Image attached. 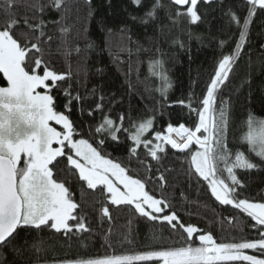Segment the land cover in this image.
Segmentation results:
<instances>
[{"label": "snow or ice", "instance_id": "6c2138e0", "mask_svg": "<svg viewBox=\"0 0 264 264\" xmlns=\"http://www.w3.org/2000/svg\"><path fill=\"white\" fill-rule=\"evenodd\" d=\"M84 2L90 17L91 0ZM217 2L227 26H234L237 34L235 38L230 35L219 41L221 56L199 97L194 91L199 85L192 81L186 95L171 100L168 89L172 83L162 75L165 85L157 89L161 93L159 107L146 112L148 118L137 125L131 106L128 112L114 114L115 106L123 103L122 99L117 100L116 92L106 90L104 83L89 87L86 53L96 47L94 42H87L85 56L77 62L76 70L56 66L53 59L56 41L48 29L68 34L73 12L77 20L80 18L81 8L76 0H0V73L6 79V86H0V264H40L39 256L35 260L26 256V253L41 251L38 245L29 246L27 240L23 245L16 243L21 232L47 230L62 234L68 240L75 238L87 249L85 235H94L95 220L102 229L108 225L103 254H66L44 264H149L153 261L264 264V192L254 197L247 195L248 184L237 171H264V121L254 134L249 113V131L243 137L249 145L248 152L258 159L244 151H233L228 140L232 101L222 94L230 73L238 67L237 61L249 55L246 49L251 47V26L258 14L264 16V0H243V4H230L227 8L223 6L224 0H130L143 15L129 13L128 20L155 25L153 35L144 42L133 40L128 23L119 31L137 54L146 53L149 60L160 56L162 59L156 63L163 68L167 58L175 53L166 52L160 39L169 49L186 51L191 58L190 44L184 36L190 41L194 34L190 30L185 32V24L204 22L206 12L201 6ZM50 13H58L59 19H47ZM101 30L112 33L102 22ZM72 31L76 37L81 35L75 25ZM82 31L87 32L86 26ZM195 38L202 39L198 35ZM145 43L150 47H145ZM226 46L231 51L224 54ZM124 50L132 55L131 48ZM260 50L264 57V44ZM75 51L81 52L78 45ZM113 63L119 66L123 61L117 55ZM139 63L137 60V69ZM106 72V67H96L93 74L104 77ZM173 106H179L182 113L170 111ZM181 118L184 122H180ZM161 121L166 128L157 129L155 125ZM149 130L154 136L144 135ZM121 145L128 153L123 161L107 151L109 147ZM167 146L176 150L172 155L181 162L178 176L183 175L189 181L196 177L198 184L201 180L205 182L219 205L231 206L254 222L250 226L256 232L255 237L241 235L218 241L210 231L181 218L163 194L165 187L170 186L169 176L176 171L163 164ZM142 153L145 158H141ZM218 155L223 169L217 166ZM133 160L143 168L142 176L129 167ZM61 173L71 176L78 173V180L87 189L98 192L101 200L95 208V217L90 219L83 205L74 199L70 187L66 186L68 180L57 178ZM110 205L121 211L131 209L140 218L167 227L169 240L161 237L157 244L127 253L122 249L117 254L109 242L113 222ZM131 223L129 220L128 232L122 235V241L129 245L133 243L129 238ZM109 248L113 249L111 253L107 251Z\"/></svg>", "mask_w": 264, "mask_h": 264}, {"label": "trees", "instance_id": "16d2710c", "mask_svg": "<svg viewBox=\"0 0 264 264\" xmlns=\"http://www.w3.org/2000/svg\"><path fill=\"white\" fill-rule=\"evenodd\" d=\"M237 3L243 4V0H224V7L228 5H235ZM81 8L80 18L77 20L75 12L69 19V32L64 34L58 30L51 28L48 31L53 32L55 37V44L53 45L54 61L57 67H71L73 70L77 68V62L83 61L85 56V48L88 41L95 43L94 49L88 50L87 68L85 70L89 73V87L96 83H104L106 90L116 92L117 100L123 103L115 106V115L123 112H128L131 106V115L135 124L139 125L148 118L145 113L150 112L154 107L158 108V101L161 93L157 89H161L165 85L162 75H166L172 83V88L168 89V95L171 100L180 98L186 95L190 90L192 81H196L199 85L194 89L199 97L201 89L204 88L206 82L209 80L210 74L214 72L218 59L221 56V49L219 48V41L228 39L231 35L235 38L237 29L232 26L228 27L226 19L223 17L219 3H214L210 6H201L202 11L206 12L204 22L196 24H185V32L191 31L194 38L187 41V36L184 39L190 44V57L186 51L178 49H169L168 44L160 39L161 46L166 52L175 53L174 56L167 58V63L163 68L156 63L161 60L160 56L149 60L146 53L137 54L133 45L127 44L126 38L122 36L119 29L123 24L128 23L131 28L132 39H139L144 42L148 36L153 35L155 25H141L140 23H132L128 20V14L143 15L142 11L136 10L130 3V0H91L92 15L88 16V8L84 0H76ZM21 17L24 14V8L19 9ZM47 19H59L58 13H50ZM101 22L105 29H112V33L108 34L101 30ZM72 25L78 30H81L79 37L75 36L72 31ZM86 26L87 32L84 33L82 29ZM264 16L258 14L255 22L251 26L250 45L246 51L249 55H245L243 59L238 60V67H234L233 73H230V80L228 86L223 88L222 94L224 98H231V115L228 140L229 146L233 151L240 150L249 154L253 159L254 153H249V145L243 139L247 135L249 113L252 115L253 124L251 130L254 131L256 125L264 121V57L261 56L260 45L264 44ZM201 36V40H197L195 36ZM63 45V46H61ZM79 46L81 52L78 54L75 51L76 46ZM145 47H150L145 43ZM234 47V44L232 45ZM125 48L132 49V55L124 50ZM224 54L231 51V48L225 47ZM119 56L122 64L117 66L113 63V58ZM137 60L140 61L137 69ZM131 64V70L129 65ZM96 67H106L107 72L104 77L95 76L94 70ZM165 69L167 71H165ZM127 74V76L125 75ZM129 85L131 87H129ZM0 86H6V82L0 76ZM170 111L174 114H181L182 109L179 106H173ZM186 111V110H184ZM99 119V116H97ZM180 122H184L181 118ZM54 126V123H52ZM165 127L163 121L156 124L157 129ZM174 126H177L174 124ZM186 126H188L186 124ZM88 127L87 122L84 124V130ZM154 132H147L145 136ZM196 146H193L195 150ZM108 152L113 157L120 160H126L127 149L123 145L119 148L109 147ZM167 156L163 160V164L170 168L176 169L169 176V185L164 189V196L172 204L173 208L179 213L181 218L186 222H191L195 226L206 231H210L214 238L218 241L239 237L241 235L255 237L256 232L251 228L250 218L241 214L239 210L233 209L231 206H221L211 193L207 190V185L202 180L198 184L197 178L187 180L183 175H179L181 169L180 160H176L172 155L176 150L166 147ZM176 155H181L176 153ZM141 158H145L143 153ZM148 162L150 157H146ZM234 159V157H233ZM217 166L223 169L224 165L217 157ZM130 168L143 175V168H141L135 160L129 165ZM185 167H187L185 165ZM242 179L248 184L247 195L254 197L257 193L264 192V171L252 170L250 172H243L237 170ZM226 177V173L223 174ZM54 176L56 172L54 171ZM60 181L68 180L66 186L70 187L74 199L83 205L85 214L91 218L95 217L97 213L95 208L99 207L101 197L98 192L89 190L83 181L78 180V173L76 176L61 173L57 177ZM149 187H152L149 185ZM157 197L160 196L159 186H156ZM123 207V206H120ZM110 211L113 215L112 233L110 243L115 246L117 254H120L123 249L124 252L130 250H139L146 248L148 245H154L160 242V238L169 240L167 227H162L158 222L152 223L144 218H140L131 209L119 210L117 206L110 205ZM131 223L130 239L132 244L122 241V235L128 232V222ZM108 225H103V229L99 225V221L93 222L94 235L88 237L85 235L84 242L88 244L85 249L80 242L75 238L68 240L62 234H57L50 231L40 233H25L21 232L17 238L16 243L23 245L24 241L29 242V246L36 244L41 248L38 253H26L32 260L37 256L40 258V264L45 261H53L63 258L66 254L74 256L88 252L90 254H103L105 252V232ZM243 230V231H241ZM171 242V241H169ZM198 243V241H197ZM7 251V250H6ZM109 253L113 249H107ZM249 254H252L249 250ZM8 258L12 255L8 252ZM162 261H153L149 264H161Z\"/></svg>", "mask_w": 264, "mask_h": 264}, {"label": "rangeland", "instance_id": "374dc122", "mask_svg": "<svg viewBox=\"0 0 264 264\" xmlns=\"http://www.w3.org/2000/svg\"><path fill=\"white\" fill-rule=\"evenodd\" d=\"M54 126H56V125H54ZM57 128H58V130H59V126H56ZM260 127H261V124H259V125H256V127H255V129H254V131H256V133H258L259 132V129H260ZM147 133V132H146ZM145 133V134H146ZM144 134V135H145ZM54 147H56V146H58V145H53ZM161 264H162V262H161Z\"/></svg>", "mask_w": 264, "mask_h": 264}, {"label": "flooded vegetation", "instance_id": "af4514ba", "mask_svg": "<svg viewBox=\"0 0 264 264\" xmlns=\"http://www.w3.org/2000/svg\"><path fill=\"white\" fill-rule=\"evenodd\" d=\"M1 78L6 82V79L3 77V74L0 73Z\"/></svg>", "mask_w": 264, "mask_h": 264}]
</instances>
